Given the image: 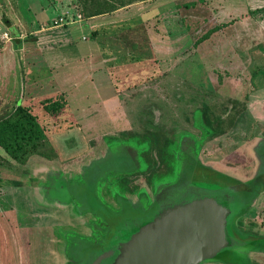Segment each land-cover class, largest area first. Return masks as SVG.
I'll return each instance as SVG.
<instances>
[{
	"label": "rangeland",
	"instance_id": "rangeland-1",
	"mask_svg": "<svg viewBox=\"0 0 264 264\" xmlns=\"http://www.w3.org/2000/svg\"><path fill=\"white\" fill-rule=\"evenodd\" d=\"M23 7L16 19L28 41L55 34L34 65L43 64L45 79L53 73L60 86L30 93L27 109L46 135L40 152L17 160L0 146V264H88L155 213L157 204L144 213L123 200H151L176 181L190 187L188 199L220 186L197 163L242 186L261 173L264 2L139 0L91 18L82 16V0H25ZM87 23L93 26H78ZM58 53L78 59L61 67L52 60ZM16 63L14 98L21 102L23 60ZM50 101L64 103L60 119L45 109ZM155 129L162 146L149 158L159 168L140 155ZM121 145L137 148L139 159L133 163ZM236 222L248 238H260L251 246H264V184ZM238 252L231 251L237 264L246 255L264 264V251Z\"/></svg>",
	"mask_w": 264,
	"mask_h": 264
},
{
	"label": "water",
	"instance_id": "water-1",
	"mask_svg": "<svg viewBox=\"0 0 264 264\" xmlns=\"http://www.w3.org/2000/svg\"><path fill=\"white\" fill-rule=\"evenodd\" d=\"M118 147L126 152L133 163L139 159V152L134 146ZM190 149L191 146L188 149L183 147L180 155L182 167L188 161L186 153H190ZM260 157L263 155L260 154ZM191 158H195L193 162H198L194 153ZM199 166L209 175H215L214 180L222 184L210 189L208 194L188 199L185 193L190 191V187L176 181L161 188L149 205L145 198L137 203L122 201L129 207H139L144 213L154 204L157 206L155 213L140 222L136 230L116 242L114 248L97 254L88 264H203L224 252L246 247L259 240L242 234L235 225V217L262 188L264 159L261 161V173L259 170L252 183L243 186L197 163Z\"/></svg>",
	"mask_w": 264,
	"mask_h": 264
},
{
	"label": "crops",
	"instance_id": "crops-1",
	"mask_svg": "<svg viewBox=\"0 0 264 264\" xmlns=\"http://www.w3.org/2000/svg\"><path fill=\"white\" fill-rule=\"evenodd\" d=\"M250 1L252 2V4H255L256 2V0H250ZM260 2L263 3L264 0H260ZM191 3L194 4L195 2L191 1ZM24 5H25V0H3V3L0 2V110L3 108H9V107L11 108V106L15 107L17 104L27 107L29 105L28 101L31 99L30 93L32 92L33 87L34 89L40 91L43 89L44 85L46 86V83H51V84L56 83L58 86H60L58 78L54 77L55 75H53V73L51 76H48V79H45L46 74L42 71L43 64H39L37 66L34 65L36 63L35 60L37 61L45 60L44 57L42 56L45 51H43L44 48L41 47V44L45 43L46 41L52 40L55 34L53 33L49 35L45 33L38 34L37 35L38 37H36L38 39L36 40V38H34L35 42L28 41L26 39L27 31H26L25 25L19 20V17L18 19H16V15H17L16 9L18 10V9L24 8L23 7ZM183 5L190 7V5L192 4L188 3L187 5V3H184ZM251 8L253 7L252 6L249 7V9ZM10 12L13 14V19L11 18V14H9ZM91 17L93 16H90V18ZM90 23H93V22L90 21ZM90 23H87V25H83V26L78 25V26L85 29V28L93 26ZM9 29H11V31ZM37 31L40 33L44 31V29L43 30L39 29ZM39 36L41 37L39 38ZM33 54H36V55H33ZM59 54L60 53H58V55H53L52 60L55 61L54 64L61 65V67H62V64H70L72 63L73 59H78V57H72V56L68 57V56L59 55ZM95 56L96 55H90L89 58L91 57L95 58ZM104 56L108 57L109 60L117 59V57L113 58L114 55H104ZM17 58H20L21 60H23V78L21 80V86H23V91L27 93L22 98L21 102H20V99L18 102L17 99L14 98V92L16 91L14 82L17 79V72H16ZM20 68L21 66L19 67V70ZM47 71H49V69H47ZM19 82H20V79H19ZM64 107H62L61 109H63ZM62 116H63L62 112H58V114L56 115H51V117L54 118L55 120L60 119ZM261 142H262V147L264 148V139H262L260 143ZM256 174L254 175L252 181L254 180ZM252 181L248 183V185L251 184ZM258 219L259 217L257 218V220ZM236 224L237 222L235 223V225ZM239 229L240 228H238V230ZM240 232L244 235H247L243 232V230H241ZM255 241L258 242L259 240H255ZM252 243H255V242L253 241ZM252 243L247 245L246 247H241V248H237L234 250L240 251L237 253L239 256L240 254H242L243 256L246 255L245 248L247 247H248L249 253L250 252L258 253V252L264 251V246L262 245L251 246ZM250 246L251 248H249ZM248 256L247 255L245 256L248 259L247 264H256V260L250 259Z\"/></svg>",
	"mask_w": 264,
	"mask_h": 264
},
{
	"label": "trees",
	"instance_id": "trees-1",
	"mask_svg": "<svg viewBox=\"0 0 264 264\" xmlns=\"http://www.w3.org/2000/svg\"><path fill=\"white\" fill-rule=\"evenodd\" d=\"M134 1L139 0H82L83 2V17H90L102 14L118 8V6H125ZM220 27L215 26L205 32L196 43L207 38L212 32L218 30ZM63 102L50 101L45 103V109L50 113L58 112ZM163 134L159 129H155V134L151 138V143L146 149H141L140 155L143 159L159 168L158 158H149L152 152L150 149L155 148L160 150L162 144ZM46 139L44 129L38 122L37 117L27 107L17 104L14 108L0 116V146L12 158L23 160L32 152H40L42 144ZM158 162V164L156 163ZM137 168H142V160L138 161ZM253 244V243H252ZM223 257L225 260L236 261L232 257L231 251L224 252L217 257ZM246 264L248 263L247 257H244Z\"/></svg>",
	"mask_w": 264,
	"mask_h": 264
},
{
	"label": "flooded vegetation",
	"instance_id": "flooded-vegetation-1",
	"mask_svg": "<svg viewBox=\"0 0 264 264\" xmlns=\"http://www.w3.org/2000/svg\"><path fill=\"white\" fill-rule=\"evenodd\" d=\"M155 193V192H154ZM155 195V194H154ZM146 196V201H147V204L149 205L151 202H152V200H153V198L150 200V198L147 196V195H145ZM139 198V197H138ZM141 198V197H140ZM127 202H130V201H127ZM208 262H214V263H218V264H237V262L236 261H229V260H225V258H223V257H215V258H213L212 260H210V261H208ZM204 263H206V262H204ZM203 263V264H204Z\"/></svg>",
	"mask_w": 264,
	"mask_h": 264
},
{
	"label": "bare ground",
	"instance_id": "bare-ground-1",
	"mask_svg": "<svg viewBox=\"0 0 264 264\" xmlns=\"http://www.w3.org/2000/svg\"><path fill=\"white\" fill-rule=\"evenodd\" d=\"M103 140V139H102ZM104 143V142H103ZM100 145V144H99ZM102 146H103V144H101ZM101 145L99 146V147H101ZM241 146V145H240ZM102 148V147H101ZM242 148V147H241ZM95 150H96V148H95ZM241 152H242V150H241Z\"/></svg>",
	"mask_w": 264,
	"mask_h": 264
}]
</instances>
